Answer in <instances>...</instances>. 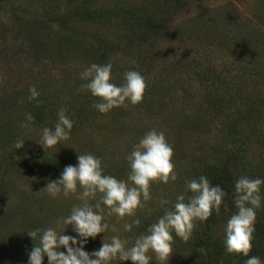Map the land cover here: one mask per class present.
I'll return each instance as SVG.
<instances>
[{"label": "trees", "instance_id": "16d2710c", "mask_svg": "<svg viewBox=\"0 0 264 264\" xmlns=\"http://www.w3.org/2000/svg\"><path fill=\"white\" fill-rule=\"evenodd\" d=\"M201 1L0 0V11L18 22L9 27L0 25V45L10 41L9 53L0 56L6 64L13 62L14 72L22 70L9 90L1 88L4 82L0 73V158H6L7 167L12 165L19 172H33L50 180L57 178L65 165H75L78 153H92L101 159L105 174L126 179L129 167L125 157L147 131L157 129L156 120L128 119L125 115L131 111L125 112L122 106L101 114L93 107L99 98L81 89L85 81L79 73L92 62L111 60V80L121 84L124 72L135 69L151 83L139 103L151 117L175 97L186 99L196 110L190 117V131L188 125L177 123L165 129L174 149L177 180L166 184L153 181L150 186L174 188L168 194L164 190L161 196L170 201L168 207L185 190L187 180L202 174L227 192L220 213L214 211L206 221H196L191 239L183 241L173 232L172 249L181 254L177 264H245L247 257L225 252L216 226L236 211L235 180L242 175L264 178V28L257 24L256 15L236 24L235 18L232 24H210L222 16L229 17V12L213 17L202 11L196 17H186L182 24L174 22L187 6ZM29 8L39 10L40 15L30 16L26 13ZM80 20L91 24H74ZM215 49L227 58L218 62L204 58L206 52ZM26 74L32 79L29 86L22 81ZM32 85L40 93L37 100L28 99ZM129 105L125 108H131ZM61 106L74 122L70 139L51 149L31 146L29 136L54 126ZM116 110L122 112L120 121L109 117ZM26 113L35 118L28 128L21 127ZM217 116L220 125L211 142L208 137ZM93 126L110 127L116 136L125 132L134 135L130 147L120 151L118 162L108 160L105 146L94 143L89 130ZM177 131L199 136L197 154L188 153L189 148L182 143L177 147L181 138ZM17 139H25L24 145L13 149ZM63 150L72 155L66 156ZM186 154L189 161L181 162L180 156ZM142 213L138 229L145 232L163 214V208L157 204ZM253 236L249 255L264 260V207L257 210Z\"/></svg>", "mask_w": 264, "mask_h": 264}, {"label": "clouds", "instance_id": "9594fccd", "mask_svg": "<svg viewBox=\"0 0 264 264\" xmlns=\"http://www.w3.org/2000/svg\"><path fill=\"white\" fill-rule=\"evenodd\" d=\"M112 68L111 60L103 64L92 62L79 73L80 79L85 81L81 89L99 98L93 107L101 114L114 107L141 103L147 87L145 77L135 69L124 72L123 83L112 82ZM28 91V99L37 100L40 93L36 86H30ZM66 113L67 109L61 106L54 126L40 130L37 143L44 150L70 139L74 122ZM34 120L31 113H26L21 127L28 128ZM24 142L25 139H17L13 149L21 148ZM173 154V146L165 133L156 128L147 131L133 144L125 157L129 167L126 179L105 174L101 159L94 154L78 153L75 165H65L59 176L48 180L42 188L53 198L60 194H77L80 203L74 204L68 215L58 218L54 227L27 231L33 241L27 264H44L45 257L47 264H112L113 261L150 264L153 260L150 252L155 254L159 264H167L173 251V232L183 241H188L196 221H206L214 211L220 213L227 192L219 184H212L206 175L187 180L185 190L176 195L170 207L166 197L159 198L163 214L149 224L145 232L136 236L131 246H126L128 242L119 235L111 236L109 241L102 236L100 247L91 252L85 250V245L90 238L95 239L109 228L102 206L107 208L108 215L115 214L118 219L135 217L130 223H124L126 232L141 224L135 213L152 199L150 184L153 181L166 184L177 180ZM262 185L264 178L259 176L242 175L235 180L233 203L236 211L224 225L225 252L242 254L247 257L245 264H264L259 256L249 255L257 210L264 207ZM68 226L76 235L67 234ZM200 251L205 252L204 249Z\"/></svg>", "mask_w": 264, "mask_h": 264}, {"label": "rangeland", "instance_id": "374dc122", "mask_svg": "<svg viewBox=\"0 0 264 264\" xmlns=\"http://www.w3.org/2000/svg\"><path fill=\"white\" fill-rule=\"evenodd\" d=\"M29 10L30 12L28 11L26 13L32 17L40 15V12H38L39 10L36 11L35 8H29ZM202 11L208 12L213 17L229 12V17L222 16L221 20H213V23L211 22L210 24H232L230 22L233 18H235V21L233 20V22L236 24L243 20L247 21L246 17H252L256 15L257 24H260L264 28V0H203L200 3H193L191 6H187L183 11H181L178 17L175 18L174 22L176 24H182L181 21L187 19L186 17H196L195 15H198ZM252 11H254V15L251 13ZM194 22L195 24H198L195 20ZM1 24L5 25V27H9V24H18V22L14 20V18H11L9 14L5 13V11H0V25ZM74 24L91 23L80 20L75 21ZM9 43L10 41L7 40L4 45H0L1 54H5L6 51L9 53ZM12 44L13 42L11 41V46ZM188 51L193 53L192 50ZM3 57L0 56L1 60L3 61L2 65H0V73L2 71V78L4 82V84L1 85V88L9 90V88L12 87L17 81V72H22V70L14 72L12 69V66L14 67V65H11L13 62L11 64H6V61L3 60ZM8 57H10V55H8ZM204 58L207 60L212 59L215 62H218L221 59L227 58V56H225L221 50L215 49L213 51L206 52ZM235 72V70H231V73ZM27 75L29 74H26L25 77H22V81L24 83L28 82L29 86L32 79L27 78ZM146 84V88H151V83L147 78ZM146 93H144V96ZM0 94H2V89L0 90ZM128 105L129 104L122 106L124 109H126L125 112L131 111V113L127 116L125 115L126 118H135L137 121H139L141 118V120H148L149 122L156 120L157 130L163 131L164 133L165 129L170 126H174V123H177L178 126L180 124L185 126L188 125L189 130V125L191 122L190 117L196 111L194 106L182 97H175L171 101L169 100L167 104L161 107L162 112H159L160 115L157 113L152 117L150 114H148L143 104H137L133 107L129 105L131 108H125ZM95 115L96 114H94L92 117ZM97 116L99 117L98 113ZM109 117L113 118L115 121H120L122 118V112L120 110H116L113 112V115L110 113ZM212 122V129L210 133L211 138L208 137L211 142L215 141L216 139L213 134L218 133L216 126L220 125V117L217 116V118H215ZM40 130L41 129L37 130L39 132L29 136L28 139H30V142H32H29L31 146L36 147L39 150H43V146L37 143L39 140ZM89 130L92 133L91 135L93 136L94 143L105 146L106 151H108V160L117 162V157H119L121 154L120 151H125L128 149L127 147H130L129 142L134 137V135H128L127 132L118 136L113 135L110 127L99 128L93 126L89 128ZM185 132L187 131L178 132L181 135V138L177 141V147L178 144L180 145L182 143L185 145L184 147L189 148L188 153L195 155L199 151L196 149L199 136L196 134H187ZM76 146L77 148L79 147V142L76 143ZM51 148L52 147L47 149ZM63 151H65L66 156L72 155L68 150ZM111 156L112 158H110ZM180 159L181 162L189 161L187 154L180 156ZM7 162L8 161L5 157L0 158V264H27L28 254L33 246V241L27 235V231L35 228L54 227L56 225L57 219L68 215L72 206L74 204L80 203V201L77 194H69L68 196L60 194L55 198L51 197L47 194L46 190L42 188L48 182V179L37 176L33 172H19L17 169L13 168L12 165H9L8 167L5 166V164L8 165ZM170 187L171 186H150L149 190L152 199L145 202L142 208H138L136 210L135 216L144 217L142 212H149L155 205L159 204V198L162 195L174 191V188L170 189ZM176 187L178 188L179 186ZM164 190L165 193H163ZM97 199H99V196H97ZM92 202L95 203V201ZM102 208L105 214L106 222L109 224V228L104 233L98 234L95 239L90 238L88 244L85 245V250L91 252L95 249H98L101 245L102 236L105 241H109L113 235H119L122 239H125L128 242L126 246H131L136 236L143 233V231L140 232L138 229L141 224L139 226L134 225L131 232L124 231V223H130L135 217L125 216L122 219H118L115 214L108 215L107 208L103 206ZM226 221L227 219L223 222H220L216 226V234L221 238H224V225ZM67 234L76 235L72 231L71 226H68ZM61 250L64 251L63 247H61ZM149 254L153 256V260L150 262V264H159V261L155 259V254L151 252ZM180 258L181 254L173 249L167 264H177L178 259ZM44 264H47V257L44 259ZM112 264H132V262L113 261Z\"/></svg>", "mask_w": 264, "mask_h": 264}]
</instances>
